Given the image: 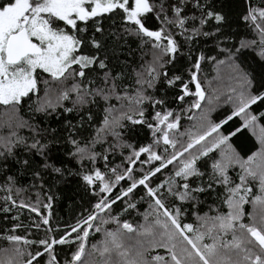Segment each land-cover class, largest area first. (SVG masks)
<instances>
[{"label":"snow or ice","instance_id":"6c2138e0","mask_svg":"<svg viewBox=\"0 0 264 264\" xmlns=\"http://www.w3.org/2000/svg\"><path fill=\"white\" fill-rule=\"evenodd\" d=\"M230 19L216 0H0V264H264V0ZM66 173L95 203L53 229Z\"/></svg>","mask_w":264,"mask_h":264},{"label":"trees","instance_id":"16d2710c","mask_svg":"<svg viewBox=\"0 0 264 264\" xmlns=\"http://www.w3.org/2000/svg\"><path fill=\"white\" fill-rule=\"evenodd\" d=\"M217 4L221 6L222 10L229 14L231 17L230 23L232 24L233 28L237 27L236 24V14L239 11V4L241 3V0H216ZM258 2V0H257ZM243 30V27L241 25V31ZM204 41L201 39V46H204ZM207 46L210 47L212 45V40L209 39L206 42ZM208 70V69H205ZM171 95V93H169ZM70 106V105H69ZM227 106H222L220 109H218L216 112L212 113V118L218 119L222 118L224 114H226ZM2 110H0L1 112ZM69 119H73V122H75V119H78L76 117L75 113L68 114ZM3 121V119L1 120ZM51 127H58V124L56 122V118L53 117L50 121ZM187 123V121H185ZM238 125V119H234V121H230L228 125L225 126L224 131L227 133L229 130H231L234 126ZM147 130L145 129V133ZM0 134H6V130L3 128H0ZM24 134H27L26 131ZM86 136L87 133H84ZM141 143H147L148 137L146 135L142 136L140 138ZM231 143L233 146L239 151L242 155L247 153L250 148L253 147L255 144V139L252 137L251 133H249L246 130H242L241 133H238L235 137L232 138ZM99 151V147L97 148ZM53 151L56 152L57 148L54 146ZM110 159H113L110 157ZM120 156L117 154L114 158V163L118 164L120 163ZM99 166L103 168V161L100 162ZM3 183L2 177H0V184ZM32 181L31 177L28 174H25L23 176H18V184L17 187H25L28 190L23 192L21 194V198L30 200L32 203H35L37 194L40 195V199L44 200V192L49 191V185L52 184V181L49 180L48 183L44 185L43 192L40 191L39 185L36 187H30ZM142 193V190H139L137 192V198ZM4 192L0 191V204L3 203L2 197L4 196ZM15 194V193H14ZM55 198L53 200V204L51 207V224L52 228L56 229L57 226H59L60 229H63L66 225L74 224L76 219L82 215L86 214L85 209H89L91 206V203H95V198L91 196V193L88 191H85V188L83 186V181L80 180L77 176H69L67 173L65 174V178L63 181L59 183L52 184L51 192ZM117 210H119V202L117 204ZM147 207L146 203H142L139 211H143L144 208ZM206 210V208H204ZM44 211V214L47 215L48 212L46 210ZM11 215V214H10ZM35 214L29 213L27 210H24L21 215V220L24 223H27L29 220V216H34ZM131 220H136V213L133 212L131 216L128 217ZM191 215L189 213L188 219L185 222L191 221ZM4 227H11L10 222H5L3 219V214L0 213V229H3ZM21 232L23 230H20ZM35 230L33 229V232ZM98 235L93 236L91 242H95V239H98ZM7 244L6 242L0 240V249L6 248ZM60 251V246H57V252ZM162 251V250H161ZM46 258V257H45Z\"/></svg>","mask_w":264,"mask_h":264},{"label":"rangeland","instance_id":"374dc122","mask_svg":"<svg viewBox=\"0 0 264 264\" xmlns=\"http://www.w3.org/2000/svg\"><path fill=\"white\" fill-rule=\"evenodd\" d=\"M2 119L4 120L5 117H4V115H3V112L1 111V112H0V121H1Z\"/></svg>","mask_w":264,"mask_h":264}]
</instances>
